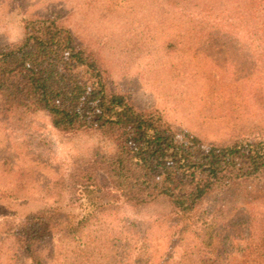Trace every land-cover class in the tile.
<instances>
[{
	"label": "trees",
	"instance_id": "trees-1",
	"mask_svg": "<svg viewBox=\"0 0 264 264\" xmlns=\"http://www.w3.org/2000/svg\"><path fill=\"white\" fill-rule=\"evenodd\" d=\"M147 1L149 12L161 8L169 33L156 44L152 22L142 25L122 56L201 51L210 70L196 74L204 85L187 105L192 126L178 122L162 90L168 85L153 80L155 97L144 96L137 77L104 61L61 4L45 14L33 11L35 0H11L17 18L0 14V114L45 118L58 135L101 142L76 187L77 210L27 215L11 233L12 264H101L111 247L109 264H264V0H233L221 15L213 0ZM107 3V12L136 16V0ZM14 22L22 33L4 39ZM230 78L225 96L239 106L227 110L213 88ZM46 150H34L49 174L45 186L57 170L53 183L65 184L64 167L45 161ZM151 207L159 212L143 218ZM152 234L168 238V250L153 249Z\"/></svg>",
	"mask_w": 264,
	"mask_h": 264
},
{
	"label": "rangeland",
	"instance_id": "rangeland-1",
	"mask_svg": "<svg viewBox=\"0 0 264 264\" xmlns=\"http://www.w3.org/2000/svg\"><path fill=\"white\" fill-rule=\"evenodd\" d=\"M43 1L45 4L41 5ZM107 1L35 0L32 7L35 9L33 11L39 10L46 14L51 9H57L58 5L61 4L68 22L75 24L76 28H79V31L87 37L90 43L100 46L104 61L110 62L117 72L127 68L131 74L126 75L125 73L124 76L131 78V80L137 77L136 82L138 81L140 91L143 92L144 96H152L153 87L151 84H153V80L156 84L159 81L161 85H168L162 90L164 94L170 96L168 100L172 110L178 113V122L192 126L190 119L186 116L188 113L187 105L188 102L201 98L203 93L201 85H204V81L202 83L196 81V74L200 75L204 68L207 71L210 70L209 65H206L208 62L201 56V51L195 50V54L191 52L193 56H190L188 49L179 51L178 54L172 53L169 56H166L167 53L166 55L161 53L158 57L157 53H154L152 56L150 55L151 61H148L150 60L148 51L138 50L140 52H137L135 49L134 57L127 59L125 54L123 57L126 42L131 39L132 30L143 31L142 25H151L152 22L156 29L153 30L155 33L154 42L158 44L161 38L169 33L166 28L167 24L161 23L164 22V18L160 15L161 8L160 10L155 8L156 11L149 12L148 8L154 5L151 1L136 0V5L133 6L135 17H132L129 8H127L124 17L119 14H112L110 8L107 12ZM9 2L11 0H0V14L7 12L10 21L17 17H15V12L12 13L8 9ZM211 5L213 9L219 10L218 15H221L224 14L228 5L233 6V0H213ZM239 22L241 26L246 27L247 23H243L241 15ZM2 33H4V39L13 41L19 38L22 28L17 22H14ZM144 34L143 32L141 35ZM194 45L197 44L194 42ZM150 65L153 66V69ZM174 68L179 70L178 74L170 71ZM217 70L219 68L211 69L214 74ZM229 84H233L232 78L219 79L213 88L222 95V103L224 108L227 107V110L239 106L233 101V98L225 96L224 91ZM237 86L243 88L242 83ZM245 105L246 102L242 106ZM98 146H101L100 139L94 135L65 137L56 134L45 118L21 117L18 119L0 114V264H12L13 257L11 255L15 249L10 240L11 233L25 221L27 215L36 213L41 208L59 205L61 208L66 207L72 212L77 210L79 204L75 202L77 198L76 187L82 181L85 182L82 172L88 166L87 162L93 160L95 155L93 153ZM48 148H52L51 153H47L50 159H40L45 161L53 159L52 162H58L57 166L64 167L60 170L62 178L64 176L67 178L65 184L56 186L53 182L59 181V174L58 170L54 171L53 175H55L50 181L51 186L49 188L45 186L49 174L45 175L44 173L46 170L42 163L44 161L40 163L39 156L34 151L36 150V153L39 154L43 149L47 151ZM48 184L50 185V183ZM56 202L59 204L56 205ZM129 212L125 211L126 215ZM158 212V208L154 211V208L151 207L140 214L146 218ZM131 214L130 217L133 218L139 216V213L136 212H131ZM151 237L154 238L153 241H150L153 249L157 246L162 252L168 250V238L155 237L153 234ZM2 240L7 241L5 244L3 243L4 246L1 245ZM57 243L58 249L64 250L58 239ZM112 250H114L113 247L103 254L104 258L101 264H109ZM54 264H62V260L58 259Z\"/></svg>",
	"mask_w": 264,
	"mask_h": 264
}]
</instances>
